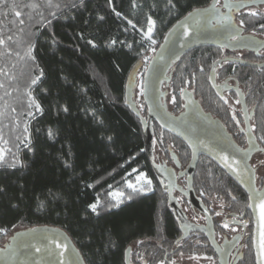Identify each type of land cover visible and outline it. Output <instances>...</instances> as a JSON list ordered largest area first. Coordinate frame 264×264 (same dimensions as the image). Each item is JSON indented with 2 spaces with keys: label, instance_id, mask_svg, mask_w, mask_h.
<instances>
[{
  "label": "trees",
  "instance_id": "16d2710c",
  "mask_svg": "<svg viewBox=\"0 0 264 264\" xmlns=\"http://www.w3.org/2000/svg\"><path fill=\"white\" fill-rule=\"evenodd\" d=\"M211 1L52 0L49 6L47 0H5L0 6V35L6 40L0 46V107L6 106L0 115V146L5 149L4 162H0V229L8 234L18 226L60 228L86 264H155L177 254L182 258L192 255L190 259L196 254L211 255L204 231L185 234L180 228L153 173L142 125L125 104L127 84H133L134 92L137 75L143 76L167 29ZM32 3L39 7L29 8ZM149 17L156 38L150 47L142 37ZM9 36L12 40H7ZM217 54L207 47L194 49L173 66L168 86L176 107L185 84L197 88L204 99L213 95L206 72ZM261 70L246 67L241 74L250 87L251 130L263 147ZM38 76L37 83L31 84ZM29 91L40 111L29 107ZM140 98L142 106L134 102L145 116ZM49 130L54 133L52 138ZM153 143L168 158L178 155L182 164L189 160L184 142L154 121L152 149ZM134 169L151 179L150 191L126 186ZM111 189L123 192L120 204L110 197ZM193 189L207 205L215 199L232 217L249 225L236 264H255L251 213L242 187L201 155ZM93 203H97L95 212L88 207ZM213 220L217 235L223 231V222L215 215Z\"/></svg>",
  "mask_w": 264,
  "mask_h": 264
},
{
  "label": "water",
  "instance_id": "95a60500",
  "mask_svg": "<svg viewBox=\"0 0 264 264\" xmlns=\"http://www.w3.org/2000/svg\"><path fill=\"white\" fill-rule=\"evenodd\" d=\"M253 3H258V1H237L234 4L243 6ZM213 4H216V0H212L206 7L194 9L199 10V13L191 10L176 20L165 32L161 43L151 56L142 77L143 91L141 95L146 107V115L143 116L141 114L133 101L132 83L126 86L125 104L129 110L137 116L142 125L147 156L152 166L153 173L161 184L163 191L168 193V203L172 207H174L172 188L170 186L165 187L164 182L167 184L173 183L167 180L165 181L163 177L164 172H170L163 170L153 161L152 121H155L163 130L176 136L188 147L190 158L187 167L184 173H178L179 176L185 174L186 189L183 191V194H185L192 206L202 211L206 220V226L204 229L194 230L204 231L209 243L215 251L219 264H229L228 244L227 242L221 245L218 244L215 238L212 217L192 188L195 168L201 155L214 161L246 192L248 196L247 208L250 210L252 216L251 245L254 260L255 264H264V260L261 259L260 255L261 233L264 231V221L261 220V210L259 207L261 197H264V182L261 187H257L254 168L250 163V156L258 149V144L253 136L249 123H246L248 146L243 150L219 121L199 113V115H201L199 122H189L186 118L188 115L186 114H181L178 117L171 115L161 101V85L166 79L167 70L175 59L196 47L213 45L223 41L224 44L227 45V38L230 34L226 31H228L229 27L209 23ZM205 10L208 11L205 12ZM189 13H192V15L189 16ZM205 17H207V19ZM185 27L188 29L187 35L184 34ZM210 77V83L214 86L213 71H211ZM185 93L188 94L187 92ZM189 95L191 94L189 93ZM194 102L192 96L186 98V103L189 107L190 104H194ZM222 156L228 157V163H231L232 166L237 169V172H233L227 166L225 161L221 158ZM233 161H235V163H233ZM69 240L72 242L70 238ZM30 244L31 241L12 242L10 245L6 244L4 248L0 249V264H8L19 251Z\"/></svg>",
  "mask_w": 264,
  "mask_h": 264
},
{
  "label": "flooded vegetation",
  "instance_id": "af4514ba",
  "mask_svg": "<svg viewBox=\"0 0 264 264\" xmlns=\"http://www.w3.org/2000/svg\"><path fill=\"white\" fill-rule=\"evenodd\" d=\"M237 1H254V0H219V3H216V8L211 12V24L215 25H225L229 27V34L235 35L237 32L239 33V39L233 40L229 37L227 38V45L224 44V41L221 43L208 45V46H200L194 49H200L203 47L210 48L211 50H217L218 54L211 59L210 66L206 72L207 83L213 95H209V98L204 99L199 93H197V88L194 86L182 85L179 90V103L178 106L168 105L165 102V86H168V83L171 78L172 68L173 66L188 52L184 53L179 58L175 59L169 69L166 72V79L162 82V96L161 101L165 105L167 111L173 115L178 117L181 114L188 115L186 118L189 122H199L201 119V115L199 113L207 115L209 118L219 121L226 129V131L233 137L236 143L245 150L248 146L247 142V133H246V123H249L251 128V123L254 122L253 119V111L252 106L248 102V91H250V87L247 88L245 83V76L241 73V70L246 67H253L258 70H264V28H261V25H264V0H257L258 3H253L250 5L239 6L236 3ZM227 3L231 5V9L223 7V5ZM218 10V11H217ZM224 16H230V20H224ZM214 17H219L217 20ZM241 21H243V25H241ZM230 24V25H229ZM215 62V63H214ZM214 69V71H213ZM261 70V71H263ZM213 71V83L214 86L210 83V74ZM143 77V76H142ZM216 89H215V88ZM183 89V93L181 92ZM187 92L188 94H186ZM189 93L191 95H189ZM192 96L194 99V104L189 105L186 103V98ZM214 96V97H213ZM134 101V97H133ZM239 101V103H237ZM145 105V104H144ZM190 113V114H189ZM146 114V107H145ZM248 121V122H247ZM153 122V121H152ZM155 122V121H154ZM228 125H233L234 127H227ZM255 138V137H254ZM256 140V139H255ZM257 142V140H256ZM185 144V143H184ZM257 146L259 147V143L257 142ZM186 145V144H185ZM187 147V146H186ZM264 147V146H263ZM263 147H259L255 150L254 153L250 156V163L252 165V158L258 152L264 151ZM188 149V147H187ZM189 151V149H188ZM163 160L164 165L156 161L155 155L152 156L155 164L159 165L163 170L172 172L174 174V182L173 184H167L164 182L165 187L170 186L172 188V195L174 197V202L177 203L178 208L184 213L189 220H192L193 213L200 214V220L203 221L206 226V220L201 210L192 206L188 201L183 191L186 189L185 183V174L179 176L178 173H184L188 161L186 164H182V161L179 159L178 155H171L170 158L167 157L163 152ZM190 154V151H189ZM190 158V157H189ZM152 167V166H151ZM255 172V180L257 187H261L264 179L257 180V172L256 167H254ZM179 179V180H177ZM180 181V182H179ZM193 188V182H192ZM194 190V189H193ZM166 191V189H165ZM195 193V191H194ZM246 193V192H245ZM167 198H168V193ZM196 194V193H195ZM197 196V195H196ZM198 197V196H197ZM201 202L208 209L212 220L214 219V215L216 218L220 219L224 224H227L228 227L225 228L223 226V231H220L219 234L216 235L215 238L218 244L226 243L228 244V252H229V264H236V262L240 259L242 254V247L244 240L248 237L247 235V226L244 225V221L241 219H237L232 217L228 212H226L221 205L219 208H214V199L212 200V204L207 205L204 200L198 197ZM217 201V200H215ZM169 204V203H168ZM170 209L175 214L174 209L169 204ZM189 208H193V213L189 212ZM213 211V212H211ZM219 213V215L217 214ZM233 223L234 225H231ZM214 225V220H213ZM251 232H252V216H251ZM233 229V234H230V230ZM194 230V229H189ZM187 230L186 233L189 231ZM215 231V227H214ZM222 232V233H221ZM185 233V234H186ZM208 239V238H207ZM209 242V240H208ZM210 244V243H209ZM210 248L212 250L211 255L209 257L212 258L211 263L207 264H219L218 258L215 254L214 249L210 244ZM175 249L171 250L174 252ZM182 256L177 254L171 259L163 260L155 264H206V263H197V262H184L181 261Z\"/></svg>",
  "mask_w": 264,
  "mask_h": 264
},
{
  "label": "rangeland",
  "instance_id": "374dc122",
  "mask_svg": "<svg viewBox=\"0 0 264 264\" xmlns=\"http://www.w3.org/2000/svg\"><path fill=\"white\" fill-rule=\"evenodd\" d=\"M171 16V15H170ZM148 31V24L146 26V29L144 32H142L143 39L148 43L149 47L153 46L156 41V38L153 36L154 33V26L151 32V40L147 39L144 36V33ZM174 69V68H173ZM137 85L133 92L134 100L139 103L140 106H142L141 103V87H142V77L139 73L136 78ZM2 84V82L0 83ZM2 87V86H1ZM0 87V88H1ZM165 102L168 105L173 104V96L170 93L169 86H165ZM2 89V88H1ZM2 98V93H0V100ZM27 102H29V99H27ZM32 110L35 109V107H30ZM6 109V106L0 107V112H4ZM2 117V115H1ZM2 121H0V124ZM0 148H3L0 146ZM4 149V148H3ZM5 150V149H4ZM153 154L155 155L156 161L159 163H162L164 165L163 156L161 153V150L159 149L158 145L156 143H153ZM5 155V151H4ZM252 165L256 167L257 172V180H259L260 176L264 174V151L258 152L254 155L252 158ZM144 173L145 176L150 179L146 173L142 170L134 169L131 174H129L128 178L125 180V184L128 187L129 184H133L137 186V189L143 185V181H137V177ZM163 177L165 178V181L174 182V174L173 173H163ZM151 180V179H150ZM179 180V179H177ZM180 182V181H179ZM129 188V187H128ZM152 188V184H151ZM133 190L132 188H130ZM147 192V191H144ZM122 194V195H120ZM110 197L116 204H120L124 198H123V192L118 189H111L109 192ZM214 198V197H212ZM214 208H219L220 203H217L214 199ZM175 212V217L180 225V228L185 233L189 229H204L205 223L200 220V214L199 213H193V208H189V212L193 213L192 220H189L188 217L184 215V213L178 208V205L176 202H174V207H172ZM230 234H233V229L230 230ZM0 234L3 236L0 238V249L4 248L6 244L10 245L12 242H25V241H31V244L21 251H19L12 260L8 264H86L83 257L79 253L78 249L75 247V245L69 240V237L66 235L65 231L56 228V227H50V226H35L31 228H22V227H15L6 234L5 231H1ZM61 245V247H57V245ZM66 247H63L65 246ZM39 249V251H37ZM63 253V255H61ZM197 255V256H196ZM193 256H186L184 258H180L181 261L184 262H197V263H211L212 258L207 255H200L196 254ZM195 258V259H194Z\"/></svg>",
  "mask_w": 264,
  "mask_h": 264
},
{
  "label": "snow or ice",
  "instance_id": "6c2138e0",
  "mask_svg": "<svg viewBox=\"0 0 264 264\" xmlns=\"http://www.w3.org/2000/svg\"><path fill=\"white\" fill-rule=\"evenodd\" d=\"M47 2H48V5H49V6H52V0H47ZM4 3H5V0H0V6H2ZM109 3H111V0H109ZM169 3H171V0H169ZM216 3H219V0H216ZM28 7L31 8V9H36L37 7H39V5H38V4H35V3H32V4L28 5ZM55 7H59V5H55ZM212 7H213V9H215V8H216V5L213 4ZM223 7L231 9L232 6L229 5V4H227V3H225V4L223 5ZM113 10H114V9H113ZM194 11H197V12L199 13V10H194ZM207 11H208V10H205V12H207ZM217 11H218V10H217ZM53 14H54V13H53ZM20 15H21L20 12H16V16H20ZM117 15H120V14L117 13ZM188 15L191 16L192 13H189ZM205 18L207 19V17H205ZM214 18H216L217 20L219 19V17H214ZM101 19H103V18L101 17ZM223 19H224V20H230L231 17H230V16H224ZM211 22H212L211 19H209V23H211ZM20 23L23 24V20H21ZM128 23L131 25V24H132V21L129 20ZM240 23H241V25H243V21H241ZM133 26H134V25H133ZM153 26H154V21L151 19V17H149V18H148V31L144 33V36H145L147 39H149V40H151V32H152ZM261 28H264V25H261ZM184 34H185V35L188 34V29H187V27H185ZM230 38L233 39V40L239 39V38H240V37H239V33L237 32L235 35L230 34ZM7 40H12V37H11V36L7 37ZM154 42H155V41H153V43H154ZM5 43H6L5 38H3L2 35H0V46L5 45ZM88 43H89V44H93V41L89 40ZM113 43H115V41H113ZM93 46H95V45L93 44ZM28 55H29L30 58H32V57H31V49H29ZM214 63H215V62H214ZM213 71H214V69H213ZM43 75H44V73L41 71L40 76H43ZM40 76L36 77V79H33V80L31 81V84H33V85L36 84V83H37V80L40 79ZM209 79H211V77H209ZM0 86H2V85H0ZM141 91H143V87H141ZM181 92L183 93V89H181ZM27 95H28V99H29V107H33V106H34L35 109H36L37 111H40V110H41L40 105H39V103H37V102L35 101V99H34L33 96H32V93L29 91V92L27 93ZM174 101H175V97H173V102H174ZM237 103H239V101H237ZM12 111L15 112V109L13 108ZM64 111H68V109L65 108ZM0 115H3V113L0 112ZM28 115H29V116H32V112H28ZM24 132H25V133L28 132V129H27L26 126H25V128H24ZM48 135H49L50 138H52V137L54 136V133H53L51 130H49ZM25 139H26V140L28 139L27 135L25 136ZM261 139H264V136H262ZM4 151H5V150H4L3 148H0V162H4ZM221 158L225 161V163L227 164V166H228L233 172H237V169L234 168V167L232 166L231 163H228V157H227V156H222ZM15 163H19V160H16ZM233 163H235V161H233ZM13 166H15V165H13ZM137 181H143V185L140 186L138 189H137V186H136V185H133V184H129L128 187H129V188H132L134 191H140V192L150 191V190H151V184H152V181H151L150 179H148V178L145 176L144 173H141V174L137 177ZM120 195H122V194H120ZM130 198H131V197H129V199H130ZM233 199H234V197H233ZM97 203H98V202H97ZM97 203L90 204L88 207L91 208V210H92L93 212H95L96 209H97ZM249 206H251V205H249ZM259 207H260V210H261V220L264 221V197H261V203H260ZM217 214L219 215V213H217ZM223 226H224L225 228L228 227L227 224H224ZM0 231H4V229H0ZM176 243L179 244L180 241L177 240ZM57 247H61V245L58 244ZM63 247H66V245L63 246ZM260 247H261V253H260V255H261V259L264 260V231H262V233H261V245H260ZM37 251H39V249H37ZM61 255H63V253H61Z\"/></svg>",
  "mask_w": 264,
  "mask_h": 264
}]
</instances>
